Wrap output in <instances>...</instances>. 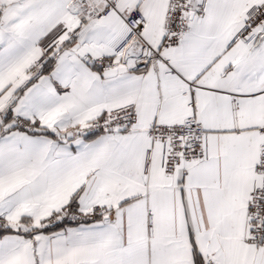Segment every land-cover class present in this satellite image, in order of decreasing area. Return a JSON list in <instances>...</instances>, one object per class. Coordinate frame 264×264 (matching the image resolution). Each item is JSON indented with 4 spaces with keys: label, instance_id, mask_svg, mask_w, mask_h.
Segmentation results:
<instances>
[{
    "label": "snow or ice",
    "instance_id": "1",
    "mask_svg": "<svg viewBox=\"0 0 264 264\" xmlns=\"http://www.w3.org/2000/svg\"><path fill=\"white\" fill-rule=\"evenodd\" d=\"M0 264H264V0H0Z\"/></svg>",
    "mask_w": 264,
    "mask_h": 264
}]
</instances>
